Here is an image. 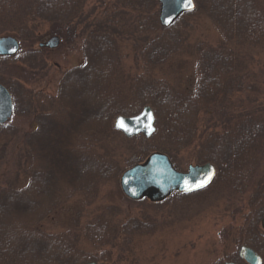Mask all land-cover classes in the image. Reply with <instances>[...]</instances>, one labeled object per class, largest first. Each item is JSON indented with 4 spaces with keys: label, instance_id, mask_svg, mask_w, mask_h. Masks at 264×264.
<instances>
[{
    "label": "trees",
    "instance_id": "16d2710c",
    "mask_svg": "<svg viewBox=\"0 0 264 264\" xmlns=\"http://www.w3.org/2000/svg\"><path fill=\"white\" fill-rule=\"evenodd\" d=\"M115 1L90 19L92 12L85 13L84 0H0V35L15 33L23 40L14 58L41 64L38 54L46 48H28L25 43L36 37L32 21L37 18L53 22L55 31L67 37H74L76 30L84 34L85 57L81 67H72L61 77L57 98L42 92L37 95L38 126L24 135L28 182L15 186L0 180V264H82L94 258L80 245V232H50L40 223L76 194L94 199L103 183L118 176V155L114 157L107 148L119 132L113 119L121 112H138L146 102L155 107L157 128L151 136L155 144L179 151L200 138L198 161H213L219 167L210 187L249 192L241 239L264 255L260 226L264 216V105L235 107V99H241L244 90L250 95L264 85L250 66L255 51H264V2L196 0L195 10L164 26L154 10L158 0ZM198 9L217 24L226 43L198 41L193 45L198 53V80L195 91L186 93L166 79H155L151 70L175 53L187 51L188 35L181 22ZM129 13L137 17L133 23L127 20ZM68 24L69 33L63 28ZM123 36L137 41L148 73L124 71L119 53ZM10 58L0 56V71ZM10 78L14 79L0 73L13 92L16 112L27 115L32 89ZM49 100L57 101L53 103L59 108L55 114L53 107L45 106ZM80 113L83 118L78 119ZM90 114L98 115V121H87ZM201 122L205 128L199 135ZM210 126L214 128L208 133ZM16 131L15 125L0 123V136ZM108 212L102 210L86 223L85 235L92 242L112 243L132 224L112 222Z\"/></svg>",
    "mask_w": 264,
    "mask_h": 264
},
{
    "label": "rangeland",
    "instance_id": "374dc122",
    "mask_svg": "<svg viewBox=\"0 0 264 264\" xmlns=\"http://www.w3.org/2000/svg\"><path fill=\"white\" fill-rule=\"evenodd\" d=\"M113 1L115 0H84V11L92 12L91 19L95 15L103 14L108 6L114 4ZM158 1L154 10L159 12L160 19L161 1ZM127 17L131 23L137 19L130 13ZM32 23L36 27V29L34 27L36 37L33 40H26L28 48H41L40 42L48 40L53 34L61 36L60 43L52 48L46 47L45 52L41 51L38 54L37 59H40L41 64H29L25 60L11 57L7 60L6 66L1 67L0 73L5 78L15 77L10 78L11 82L23 81L37 91L36 100L40 90L57 98L60 93L58 86L64 73L85 63L82 39L84 34L76 30L74 37L70 34L67 37L55 31L57 26L48 20L37 18ZM181 23L188 35L189 48L152 67L151 72L155 79H166L175 89L193 93L198 80V53L193 45L198 41H208L215 45L226 41L217 24L201 9L186 14ZM63 28L68 30V33L71 32L70 24L64 25ZM255 52V59L250 66L260 76V81H264V51L258 49ZM119 53L124 71L132 75L148 73L135 39L120 37ZM262 87L250 95H245L249 91L244 90V94H239L241 99H235V107L239 106L241 109L248 105L263 106L264 85ZM98 98L96 104L102 102L101 98ZM54 102L57 101L49 100L45 106L52 108ZM138 102L139 100H136V103ZM146 104L155 109L152 103L146 102L143 106ZM95 108L93 110L97 111V107ZM58 110L59 108L53 107L51 111L55 114ZM138 112L120 114L134 115ZM34 116L33 113L30 115L14 113L7 122L16 126V133L0 136V174H3L0 180L6 184L22 186L28 182L29 176L25 171L28 162L25 161L24 135L31 129ZM56 117L58 119V116ZM77 118H83L82 113ZM116 119L115 116L114 123ZM87 121H98V115H88ZM204 128L205 125L201 122L199 135ZM213 128L210 126L206 132L209 133ZM118 130L115 138L107 142L108 150L115 154L114 157L118 155L116 156L119 159L118 176L103 183L99 194L92 200L82 194L74 195L45 218L40 226L50 232L68 229L80 232V245L94 256H108L109 258L105 259L106 264H216L222 262L223 257L235 255L242 242L241 237L244 236L243 226L245 212L248 210L249 192H235L213 186L211 189L207 187V190L204 188L190 193L175 191L164 200L134 199L124 192L120 182L127 168L144 161L154 150L169 153L175 166L181 170H188L191 163L200 162L197 158V147L201 139L197 138L191 146L182 150L170 151L169 148L155 144L151 136L144 138L143 134L139 133L131 136L129 140L126 139L127 134L123 130ZM21 154L24 156L21 157ZM102 210L109 211L113 218L123 220L121 221L123 223L129 224L133 221L127 233L118 235L109 245H98L85 235L86 223L95 213ZM103 249H107L104 254Z\"/></svg>",
    "mask_w": 264,
    "mask_h": 264
},
{
    "label": "water",
    "instance_id": "95a60500",
    "mask_svg": "<svg viewBox=\"0 0 264 264\" xmlns=\"http://www.w3.org/2000/svg\"><path fill=\"white\" fill-rule=\"evenodd\" d=\"M160 20L163 25H170L182 13L196 8V0H160ZM49 46L59 44V36L52 35L42 42ZM20 48V40L14 35L0 36V54H14ZM13 99L10 90L0 81V121L4 122L13 112ZM115 126L126 134L144 132L150 136L155 126V112L151 105H144L134 115L120 114ZM216 174L212 162L190 164L188 170H179L166 152L155 150L142 161L127 168L121 176V185L127 195L133 198L149 196L151 199H163L175 189L191 192L209 185ZM241 253L254 264H260L261 255L252 247L243 245ZM83 264H100L96 260ZM227 264H237L229 262Z\"/></svg>",
    "mask_w": 264,
    "mask_h": 264
},
{
    "label": "flooded vegetation",
    "instance_id": "af4514ba",
    "mask_svg": "<svg viewBox=\"0 0 264 264\" xmlns=\"http://www.w3.org/2000/svg\"><path fill=\"white\" fill-rule=\"evenodd\" d=\"M19 40L21 41L20 42V48L18 49V53L20 52V50L23 48V42H22V40L19 38ZM47 47V46H46ZM13 78H15V77H13ZM0 81H2V82H4L3 80H1L0 79ZM20 82H22V83H24L23 81H20ZM8 86V85H7ZM31 88V87H30ZM8 89L10 90V92H11V94H12V99H13V112L11 113V115L4 121V122H1L0 121V123H2V124H5V123H9V122H7V121H10L11 120V118H12V116H13V114L14 113H17L16 112V100H15V97H14V95H13V92H12V90L9 88V86H8ZM32 89V88H31ZM40 92H42V93H45V92H43V91H41L40 90ZM36 93H37V91H34V89H32V103H31V107H30V109H31V112L30 113H28L27 115H30V114H35V116H34V123L32 124V127H31V130H35L36 128H37V126H38V120H39V118H38V113H37V108H36V106H37V100H36ZM46 94V93H45ZM140 111V110H139ZM37 120V121H36ZM114 126H115V123H114ZM210 162H212V163H214L215 164V166H216V174H215V177H214V179H213V182H214V180L216 179V177H217V174H218V171H219V167H218V165L215 163V162H213V161H210ZM121 182V181H120ZM212 182V183H213ZM212 187H208L207 189H211ZM206 189V188H205ZM206 189V190H207ZM177 191H181V190H177ZM181 192H184V191H181ZM184 193H186V192H184ZM169 196V195H168ZM131 198H133V197H131ZM142 198H150L149 196H143V197H140V198H134V199H142ZM165 198H167V196L165 197ZM165 198H163V199H157V200H164ZM151 199V198H150ZM152 200H156V199H152ZM97 215V213H95L91 218H93L94 216H96ZM110 219L112 220V222H121V221H123V220H121V221H118L117 219H115V218H113L112 216L110 217ZM245 219H246V213H245ZM130 220H132V218L130 217ZM131 222H133V221H131ZM123 223V222H122ZM260 226H261V228L262 229H264V216L261 218V220H260ZM241 243L239 244V249H238V252L235 254V255H231V256H228V257H223V260H222V262H219V263H216V264H227V263H229V262H235V263H237V264H254L252 261H250V260H248L242 253H241V247L243 246V245H247V246H250V247H252L253 249H255L260 255H261V258H262V261H261V263L260 264H264V255L258 250V249H256L254 246H252L251 244H249V243H246V242H244V240H242L241 239ZM98 245H109V244H111V243H109V244H101V242H98L97 243ZM105 252H107V249H103V252H102V254H104ZM112 254V253H111ZM94 256V255H93ZM109 257L108 256H105V257H98V256H94V258H92V259H89V260H86V261H90V260H96V261H98L100 264H106L105 263V259H108ZM110 259H112V255H110ZM86 261H84V262H86ZM83 262V263H84ZM82 263V264H83Z\"/></svg>",
    "mask_w": 264,
    "mask_h": 264
},
{
    "label": "bare ground",
    "instance_id": "6f19581e",
    "mask_svg": "<svg viewBox=\"0 0 264 264\" xmlns=\"http://www.w3.org/2000/svg\"><path fill=\"white\" fill-rule=\"evenodd\" d=\"M169 157L171 158L170 154L168 153ZM172 159V158H171ZM173 160V159H172Z\"/></svg>",
    "mask_w": 264,
    "mask_h": 264
},
{
    "label": "snow or ice",
    "instance_id": "6c2138e0",
    "mask_svg": "<svg viewBox=\"0 0 264 264\" xmlns=\"http://www.w3.org/2000/svg\"><path fill=\"white\" fill-rule=\"evenodd\" d=\"M189 4L191 3V0H188Z\"/></svg>",
    "mask_w": 264,
    "mask_h": 264
}]
</instances>
